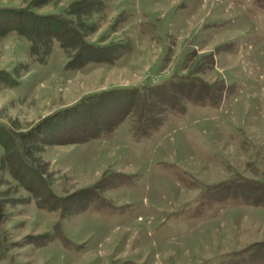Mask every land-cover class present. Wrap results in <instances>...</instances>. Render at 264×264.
I'll return each mask as SVG.
<instances>
[{
  "label": "rangeland",
  "instance_id": "rangeland-1",
  "mask_svg": "<svg viewBox=\"0 0 264 264\" xmlns=\"http://www.w3.org/2000/svg\"><path fill=\"white\" fill-rule=\"evenodd\" d=\"M73 1L35 10L60 13ZM103 7L85 16L95 27L87 40L111 45L104 58L121 54L111 63L68 68L58 43L39 63L25 38L0 36V123L27 135L44 124L48 144L28 155L67 202L40 207L0 171V264H264V0ZM156 86L169 105L155 126L140 127L128 96L54 120L90 96Z\"/></svg>",
  "mask_w": 264,
  "mask_h": 264
},
{
  "label": "trees",
  "instance_id": "trees-1",
  "mask_svg": "<svg viewBox=\"0 0 264 264\" xmlns=\"http://www.w3.org/2000/svg\"><path fill=\"white\" fill-rule=\"evenodd\" d=\"M61 0H31L27 7L20 8L14 6H0V36H6L10 33H17L19 36L25 38L30 44V56L33 60L39 63H46L48 58L50 57L54 44L58 43L59 46L68 52L70 57V61L68 63V68H83L93 62H114L117 58L121 56V54L117 55L114 58H104L102 54L108 56L105 51L109 50L111 45L97 46L89 43L87 40L89 33L95 30V27L90 25V22L86 21L85 16H91L95 13L94 10L98 8L102 10V7H105L106 0H80L73 1L65 9L61 10L60 13L54 14H40L37 9L39 6L44 4H49L52 2H60ZM89 1V2H87ZM88 3V4H87ZM87 7L86 13L85 7ZM103 7V8H104ZM90 29V30H89ZM112 50V49H111ZM97 54L100 58H91L85 59L88 54ZM79 59V61H75ZM194 80V77H190L189 80L185 83L186 88L184 90H190L193 87V84L190 83L191 80ZM14 80H12L13 82ZM11 81L8 82V84ZM11 83V86L16 84ZM7 84V85H8ZM190 84V85H188ZM208 86H202L201 89H208ZM211 88V87H210ZM179 90H183L179 88ZM119 91V92H117ZM121 92V93H120ZM145 93V94H144ZM161 87H148V91H139L136 89H119L110 92L100 93L99 95H93L86 100H82L76 106H73L71 109L68 108L64 111L58 112L54 117L55 119L60 118V114L65 113L67 111L74 110L76 107L77 111H84L88 116L92 115V110L102 109L95 104L94 100L98 99L100 102L103 98H108L111 100L116 96H128L131 99V102L128 108L131 111H139V121L140 127L149 124L151 126L157 125L161 120V115L166 111L164 108L169 104L163 103L161 100ZM141 94V96H140ZM138 95V97H136ZM134 104H133V101ZM141 101L142 104H141ZM100 106L102 103H99ZM139 104L142 106L139 109ZM87 119H90L88 117ZM102 123L96 124L100 125ZM44 124L42 125L43 128ZM95 128H92L88 131H95ZM41 127V126H40ZM36 128L30 135L22 134L14 129H12L7 124L0 123V145L3 146L4 151L0 155V171L5 174H9L13 179L17 180L18 190L23 189L26 191L30 199L38 202L40 207L45 208L47 205H52L51 210H56L65 207L67 205L66 201L56 196L51 188L49 181L41 169L30 159V153L41 152L45 147L42 146L43 143L47 145L48 143L44 141L43 134L40 130L42 128ZM139 127V130L141 129ZM40 128V129H39ZM87 129L83 130L80 134L84 133ZM66 132L64 133V135ZM77 136H67L68 142L72 143L76 140H79ZM68 135V134H66ZM46 136V135H45ZM28 138L36 139L41 141V145H36L33 143H28ZM32 141V140H31ZM30 142V141H29ZM44 147V148H43ZM25 171L26 175L34 174L35 172L38 179L43 183L42 187H37L36 189L32 187V185L27 183L28 177H21V172ZM41 198H44V201H41ZM56 205V206H55ZM4 212L0 210V217L4 218Z\"/></svg>",
  "mask_w": 264,
  "mask_h": 264
},
{
  "label": "bare ground",
  "instance_id": "bare-ground-1",
  "mask_svg": "<svg viewBox=\"0 0 264 264\" xmlns=\"http://www.w3.org/2000/svg\"><path fill=\"white\" fill-rule=\"evenodd\" d=\"M134 175V174H133ZM115 200V199H114ZM117 200V199H116ZM130 200V199H129ZM130 209V208H129ZM172 217V216H171ZM171 220V219H170ZM168 222V221H167ZM174 223V222H173ZM146 225V224H145ZM165 229V228H164ZM147 232V231H146ZM158 232V231H157ZM105 233V232H104ZM96 238V237H95ZM174 239V238H173ZM127 254V253H126Z\"/></svg>",
  "mask_w": 264,
  "mask_h": 264
}]
</instances>
